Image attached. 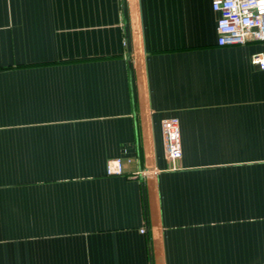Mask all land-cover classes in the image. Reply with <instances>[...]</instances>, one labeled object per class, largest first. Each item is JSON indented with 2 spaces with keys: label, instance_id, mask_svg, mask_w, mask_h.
Instances as JSON below:
<instances>
[{
  "label": "crops",
  "instance_id": "obj_1",
  "mask_svg": "<svg viewBox=\"0 0 264 264\" xmlns=\"http://www.w3.org/2000/svg\"><path fill=\"white\" fill-rule=\"evenodd\" d=\"M216 17L0 0V264H264V42L218 46Z\"/></svg>",
  "mask_w": 264,
  "mask_h": 264
},
{
  "label": "built area",
  "instance_id": "obj_2",
  "mask_svg": "<svg viewBox=\"0 0 264 264\" xmlns=\"http://www.w3.org/2000/svg\"><path fill=\"white\" fill-rule=\"evenodd\" d=\"M211 0V9L217 14L215 20L216 44L218 46L243 44L248 41L264 42V0ZM251 21V27H245V21ZM227 25V28L225 27ZM231 29L230 31L228 29ZM250 64L264 70V51L250 54ZM165 136L164 154L172 162L180 155V142L175 118L161 121ZM124 163L129 160L109 159L105 164L107 175L125 174L135 177L137 171L125 172ZM143 232V229H140Z\"/></svg>",
  "mask_w": 264,
  "mask_h": 264
},
{
  "label": "clouds",
  "instance_id": "obj_3",
  "mask_svg": "<svg viewBox=\"0 0 264 264\" xmlns=\"http://www.w3.org/2000/svg\"><path fill=\"white\" fill-rule=\"evenodd\" d=\"M233 3H234V0H230V3H229V7H232L233 6ZM245 27H251V21H245V24H244ZM225 27L227 28V25H225ZM229 31L231 30L230 28L228 29Z\"/></svg>",
  "mask_w": 264,
  "mask_h": 264
}]
</instances>
